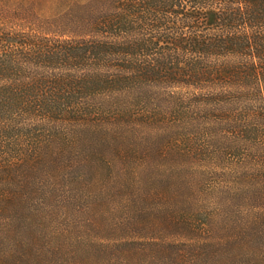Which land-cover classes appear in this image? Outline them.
<instances>
[{"label": "trees", "instance_id": "1", "mask_svg": "<svg viewBox=\"0 0 264 264\" xmlns=\"http://www.w3.org/2000/svg\"><path fill=\"white\" fill-rule=\"evenodd\" d=\"M13 13L0 11V264L39 259L38 214L89 180L138 209L175 197L134 181L158 166L203 190L214 248L264 242V0Z\"/></svg>", "mask_w": 264, "mask_h": 264}, {"label": "rangeland", "instance_id": "2", "mask_svg": "<svg viewBox=\"0 0 264 264\" xmlns=\"http://www.w3.org/2000/svg\"><path fill=\"white\" fill-rule=\"evenodd\" d=\"M87 1L0 0V11L20 10L22 15L16 12L12 16L30 22L31 12L42 19H53ZM212 21L210 18L209 23ZM180 173L175 178L177 173L170 176L169 169L161 166L150 171L137 170L135 182L166 193L177 191L175 197L171 193L168 199L159 197L144 209L135 208L130 201L133 196L106 192L95 181L77 186L71 199L57 206L52 202L48 212L37 213L41 224L31 227V232L40 258L29 263L264 264V242L238 246L230 240L221 248L211 245L204 225L208 212L204 209L208 204L206 195L199 185L192 187L194 179L188 176L187 169ZM151 175L154 176L149 178ZM171 215L174 224L160 226Z\"/></svg>", "mask_w": 264, "mask_h": 264}]
</instances>
